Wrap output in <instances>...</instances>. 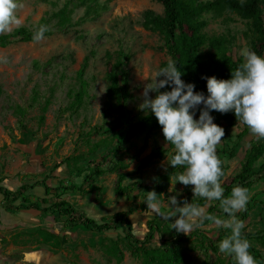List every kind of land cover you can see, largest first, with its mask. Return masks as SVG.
I'll return each mask as SVG.
<instances>
[{"label":"rangeland","instance_id":"obj_1","mask_svg":"<svg viewBox=\"0 0 264 264\" xmlns=\"http://www.w3.org/2000/svg\"><path fill=\"white\" fill-rule=\"evenodd\" d=\"M64 1L21 0L22 7L18 10L22 19L20 26L35 32L40 25H46L52 33L40 41H14L0 47L1 185L14 191L20 185L27 184L30 187L24 195L31 200L46 197L52 203L65 199L72 204L77 216L85 214L96 222L110 220L117 211H130L129 219L134 224V232L142 237L148 232L147 220L157 218L161 223L167 221L166 215L171 211L168 206L170 195L178 193V202L188 200L183 185L166 174L173 148L164 141L161 128L136 135L127 150L116 156L107 154L109 147L114 145L113 141L110 146L98 147L93 152H89V145L104 138L109 142L111 135L108 129L117 125V103L107 99L106 74L119 51L129 55L122 66L126 72L129 97L120 119L129 117L137 120L146 114L138 108L140 93L151 79V73L164 66L169 56L161 36L141 26L142 12L150 9L161 13L162 5L155 0H95L97 12L80 20L83 7L75 8L71 15L73 24L59 30L52 13L58 11ZM203 16L208 21L204 31L209 35L229 32L232 35L229 52L233 58L241 57V49L248 47L246 20L234 12H226L216 18L211 13ZM210 51L207 46L201 48L207 64H210ZM85 58L87 65L83 78L87 83L86 93L82 104L75 109L72 102L79 90L77 70ZM149 95L154 94L150 92ZM17 106L24 109L21 117L15 114ZM216 112L213 110L210 115L214 117ZM242 128L243 125L237 120L228 129L232 140ZM86 133L89 134L86 136ZM255 137L247 133L241 139V146L234 157L221 156L227 165L221 184L231 180L245 148ZM157 147L165 149L163 157L154 158L140 167L141 160ZM68 156L78 158L76 166H88L90 169L101 163L108 171L93 176L92 180H85L87 171L77 175L64 163ZM103 156H106L105 160ZM116 161L125 165L120 170L125 173L122 185L134 182L151 185L162 177L164 189L158 197V209L150 205L147 210L140 209L143 201L140 187L133 189L129 199L115 193L117 170L113 167ZM262 161L263 157L255 166ZM252 179L248 202L251 203L252 199L261 202L244 219V234L264 233V177L260 173L254 174ZM42 180L56 189L45 195L43 185L38 183ZM69 184L81 190L59 188ZM49 203L41 205L48 207ZM3 204L0 195V264H141L140 260L130 256L127 250L130 246L126 242L118 244L122 252L119 262L109 249L111 243L108 239H122L120 229L98 232L82 226L64 227L66 216L35 209L8 212ZM223 216L224 213L221 214ZM40 228L64 236L65 243L57 249L39 243L36 231ZM194 230L204 233V236L193 234L183 243L191 247L188 264H219V261L235 264L233 257L217 249L219 239L230 234L228 231L218 227L215 222ZM210 240L216 245V250L209 246ZM249 242L261 252L256 264H264V248L254 239H249ZM202 243L205 247L201 246ZM150 245H159L157 235Z\"/></svg>","mask_w":264,"mask_h":264},{"label":"trees","instance_id":"obj_2","mask_svg":"<svg viewBox=\"0 0 264 264\" xmlns=\"http://www.w3.org/2000/svg\"><path fill=\"white\" fill-rule=\"evenodd\" d=\"M155 1L161 3L162 12L156 13L150 9L143 11L141 26L147 30L157 32L161 36L163 47L169 59L174 60L177 67L182 71L181 79L186 83L191 82L195 85L194 91L199 90L206 94L205 81L201 79L202 75L215 76L217 79H227L230 76V72L242 62L241 57L233 58L229 52L232 44V35L229 32L209 35L204 31V27L208 23L207 19L203 16L205 13H211L212 17L216 18L222 16L223 13L234 12L245 19L247 26L245 31L247 46L258 55H264V0ZM95 5V0H65L63 6L59 8L58 11L53 12L52 16L57 19V25L60 30L73 24L71 15L75 8L83 7V16L80 19L82 20L86 15L97 12V10H95ZM33 33L34 32L28 30L25 26L14 28L11 32L0 34V47H4L14 41H31L33 40ZM51 33L52 30L48 29L44 33V36L50 35ZM205 46L211 49L209 53L210 64L206 63L204 54L201 52V48ZM116 54V61L110 66L106 74V79L108 80L106 96L107 99L115 100L117 103V125L108 129L111 135L109 142L104 138L100 139L102 141H97L93 143V145H89V152H93L98 147L110 146L113 141L114 145L109 147L107 154L114 156L127 150L128 144L136 135L142 132L155 131L160 128L155 117L150 113L142 115L137 120H133L129 117L120 119L125 103L129 97L126 72L122 68L125 62L128 61L129 55L123 51H119ZM86 65L87 59L85 58L80 68L77 70L79 90L74 94V100L72 102V107L75 109L82 104L83 95L86 93L87 83L83 78ZM163 90L170 89L166 86L165 89H161V91ZM16 108L17 111L15 114L21 117L24 109L19 106ZM198 114L199 112H197L196 115L198 116ZM237 120L238 118H235L232 112L223 114L216 112L214 116V123L222 126L224 129V137L221 140V144L216 147V153L221 160V167L223 170V175L220 179L223 178L227 171V165L223 163L221 156L227 158L234 157L241 146V139L250 132L248 128L243 125V128L235 135V139L232 140L228 133V129L234 126ZM97 129L98 132H101L100 127H97ZM88 134L89 133H86V136ZM168 146L172 148L171 145L168 144ZM164 152L165 149L162 147L151 150L144 159L141 160L139 164L140 167L145 166L154 158H162ZM172 153L173 151L170 154V158ZM261 157H263V161L256 167L255 163L259 161ZM102 159L105 160L106 156H103ZM71 161L73 162L72 164ZM76 161H78L76 156H68L64 163L69 168L74 169L77 175L87 171L84 176L85 180H92L93 176H99L108 171L102 167L101 163H97L89 169L87 168L88 166H76ZM114 166L113 168L117 170L115 193L129 199L132 197L131 193L133 189L135 187H140L141 196L143 198V201L140 203L141 210H147L152 203L147 199L146 194L148 191H154L159 197L160 192L164 189L162 177L156 179L151 185H139L138 182L122 185L125 173L120 170L125 165L121 161H116ZM181 171L182 168L180 166H177V168L168 166L166 174L175 180V176ZM260 173L264 177V139H257L255 137L245 148L243 156L239 161L238 169L233 174L231 180L228 183H222L225 196H230L231 189L237 185L246 187L250 192L253 185L252 176ZM38 183L43 185L45 195L51 194V192L56 189L48 186L44 180ZM29 187L30 186L27 184H22L13 191L2 186L0 180V195L4 202L3 208L8 212L19 209H35L41 212L50 211L59 216L67 217L63 222L64 227L82 226L98 232L120 229L121 233H123L122 239H108L111 243L109 249L117 256V262H119L122 257V252L118 244L119 242H126L130 246V248L127 249L130 256L140 260L141 264H188L191 247H187L183 243L189 240L193 234L204 236V233L197 230H193L188 236H184L181 233H176L175 230H171L168 220L161 223L157 218H153L146 221L148 232L142 237H139L134 232V224L129 219L130 211H117L112 215L110 220L103 219L101 222H96L85 214H79L77 216L72 204L65 199H58L52 203H49L46 197H35L34 200H31L28 196L24 195L25 190ZM59 188L81 190L80 187L74 184L66 186L61 185ZM183 188L189 202L200 205L205 204L203 199L192 196L190 185H183ZM16 201L17 203H14ZM260 202V200L252 199L251 203H247L245 210L239 213L238 218L244 221L248 212ZM42 203H49V206L42 207ZM207 213L210 218L205 220L204 224L222 218L221 214L223 212L220 209L219 203L213 201L207 205ZM225 216L226 214L224 213L223 217ZM36 232L39 237V243L48 244L56 249L60 248L62 244L65 243L64 236H59L51 231L40 228ZM155 235L158 236L159 245L151 246L150 243ZM244 236L248 240L254 239L264 248L263 232L245 233ZM209 244L213 250H216V245L212 240H210ZM202 245L203 243L201 246ZM203 247L205 246L203 245ZM249 251L255 259L261 258L260 250L251 244ZM219 264H223V262L219 261Z\"/></svg>","mask_w":264,"mask_h":264},{"label":"clouds","instance_id":"obj_3","mask_svg":"<svg viewBox=\"0 0 264 264\" xmlns=\"http://www.w3.org/2000/svg\"><path fill=\"white\" fill-rule=\"evenodd\" d=\"M21 7V0H0V33L11 32L22 24L18 15ZM47 30L46 25H40L33 33V40H42ZM240 55L242 62L230 72L229 78L201 76L206 94L194 91L193 83L182 80V71L169 59L151 73V79L140 93L138 108L155 117L164 141L172 146L168 166L182 168L175 182L190 185L192 196L205 201L204 205L183 199L178 202V193L170 195L171 211L166 215L170 229L188 236L210 218L207 205L217 201L226 217L214 222L230 233L218 241V251L233 257L235 264H256L249 251L250 242L243 233L245 223L236 215L245 210L249 190L237 185L231 189L230 196H225L220 179L223 175L221 160L216 153L224 129L214 123L210 115L213 110L221 114L232 112L251 134L264 139V55H258L250 47H243ZM166 86L170 90L161 91ZM150 92L154 95L150 96ZM147 199L154 202L151 208H159L157 193L148 191Z\"/></svg>","mask_w":264,"mask_h":264}]
</instances>
